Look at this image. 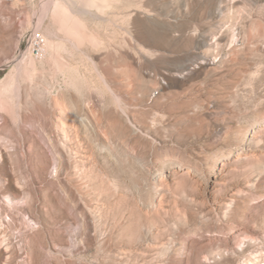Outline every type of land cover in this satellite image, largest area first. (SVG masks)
Wrapping results in <instances>:
<instances>
[{
	"label": "rangeland",
	"instance_id": "374dc122",
	"mask_svg": "<svg viewBox=\"0 0 264 264\" xmlns=\"http://www.w3.org/2000/svg\"><path fill=\"white\" fill-rule=\"evenodd\" d=\"M53 2L0 0V264H264V0H109L66 70Z\"/></svg>",
	"mask_w": 264,
	"mask_h": 264
},
{
	"label": "bare ground",
	"instance_id": "6f19581e",
	"mask_svg": "<svg viewBox=\"0 0 264 264\" xmlns=\"http://www.w3.org/2000/svg\"><path fill=\"white\" fill-rule=\"evenodd\" d=\"M52 4H53V6H52L53 12L52 13L55 14V21L58 25V29L61 32H63V37H61V38L58 37V38H60L59 40H56V39H54V40L50 39L49 40L48 39L45 42V46L48 49V53L50 54V57L53 59V61L55 60L54 64L57 63L60 66V68L64 69V67L67 65V63L65 65L59 63V59L63 60V58L60 57L61 55L59 56V53H61V52L63 53V52L68 51L67 50L68 46L66 48L67 44L65 45L64 41L65 40H66V42L68 41L70 43L71 47H73L74 49H76V48L78 49V46H79V44L82 41L83 36H84L83 31L85 28V22L83 20V15L90 13L95 18L102 19L104 17L103 15H104L105 11H107L106 10L107 7L110 6V2H109V0H54V2ZM109 19H111V18H109ZM87 40L93 45L98 44V40L95 36H92V35L87 36ZM85 57H86V55H85ZM23 63H27V61H25V62L23 61ZM23 63H22V66L24 67L25 64H23ZM30 64H33L32 60H30ZM58 65H57V67H59ZM62 66H64V67H62ZM20 67H21V65H20ZM27 67L29 68V66L26 65L25 68H27ZM66 68H68V67L66 66L65 70H66ZM62 69H61V71H62ZM23 70H24V72L27 71V69L25 70L24 68H23ZM23 70L21 71L22 73H23ZM67 71H69V70L67 69ZM66 75H68L65 78L67 83L72 84V85L77 84L78 75L76 72L71 71V74H66ZM9 76H10V74H9ZM13 80H14V78L12 79V81ZM64 83L67 84L66 82H64ZM9 87L10 86H9L8 82L6 84L3 83L2 86L0 87V95H1V92L7 91L9 89ZM10 89H12V88L10 87Z\"/></svg>",
	"mask_w": 264,
	"mask_h": 264
},
{
	"label": "built area",
	"instance_id": "2783aa9c",
	"mask_svg": "<svg viewBox=\"0 0 264 264\" xmlns=\"http://www.w3.org/2000/svg\"><path fill=\"white\" fill-rule=\"evenodd\" d=\"M43 44H44V41L41 38H38L33 41L31 46H32V50L35 53V55L39 56L42 53Z\"/></svg>",
	"mask_w": 264,
	"mask_h": 264
}]
</instances>
